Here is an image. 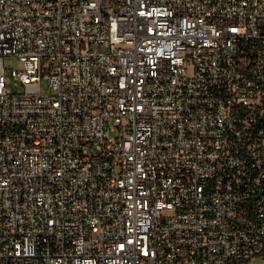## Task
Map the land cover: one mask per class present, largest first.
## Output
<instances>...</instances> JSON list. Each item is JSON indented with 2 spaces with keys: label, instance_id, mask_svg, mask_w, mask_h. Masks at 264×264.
<instances>
[{
  "label": "built area",
  "instance_id": "obj_1",
  "mask_svg": "<svg viewBox=\"0 0 264 264\" xmlns=\"http://www.w3.org/2000/svg\"><path fill=\"white\" fill-rule=\"evenodd\" d=\"M257 256L264 0H0V264Z\"/></svg>",
  "mask_w": 264,
  "mask_h": 264
},
{
  "label": "rangeland",
  "instance_id": "obj_2",
  "mask_svg": "<svg viewBox=\"0 0 264 264\" xmlns=\"http://www.w3.org/2000/svg\"><path fill=\"white\" fill-rule=\"evenodd\" d=\"M4 66L7 72L6 78L8 79V84H7L8 91L12 93L22 91L23 88L17 85V82L14 79V76L12 75V72L20 70V68L22 67V63L16 57L8 56L4 60ZM42 90L44 93L50 92L47 80H44L42 84ZM247 264H264V256L254 257Z\"/></svg>",
  "mask_w": 264,
  "mask_h": 264
}]
</instances>
